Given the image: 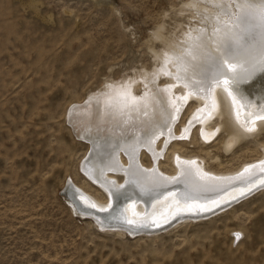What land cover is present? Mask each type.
I'll return each mask as SVG.
<instances>
[{"label":"rangeland","instance_id":"rangeland-1","mask_svg":"<svg viewBox=\"0 0 264 264\" xmlns=\"http://www.w3.org/2000/svg\"><path fill=\"white\" fill-rule=\"evenodd\" d=\"M188 1L0 0V264H264V183L221 213L135 235L100 227L65 193L72 182L107 201L82 169L90 148L69 122L71 109L112 81L153 69L154 50L165 47L154 31L163 25L168 39L182 37ZM196 106L186 101L176 129ZM103 122L112 129L114 121ZM200 127L167 144L162 170L174 172L172 148L227 172L264 155V128L227 150L226 131L205 141ZM143 154L149 164L152 154Z\"/></svg>","mask_w":264,"mask_h":264},{"label":"bare ground","instance_id":"bare-ground-1","mask_svg":"<svg viewBox=\"0 0 264 264\" xmlns=\"http://www.w3.org/2000/svg\"><path fill=\"white\" fill-rule=\"evenodd\" d=\"M216 2L229 4L235 15H223L216 7L199 0L184 3V7L192 13L191 22L182 37L168 39L162 33L163 25L153 33L154 38L165 46L161 51L154 50L153 69L141 70L122 82L112 81L100 92L92 93L86 104H78L71 109L69 122L76 135L90 148L82 169L91 180L102 185L107 192V201L103 202L86 190L73 186L72 182L66 186L65 193L77 212L92 216L100 227L120 232L127 230L134 235L140 231L153 232L161 226L169 227L165 225L174 219L176 222L171 225L178 224L180 219H199L221 213L235 200L257 190L264 183V155L250 161L240 171L227 172L211 170L197 158L182 156L172 148L169 153L173 154L168 161L173 162L174 172H165L160 167V157L167 144L176 137L180 138V132L188 136L196 124L201 126V136L205 141L221 128L226 131L230 137L225 144L227 150L248 134L264 128V73L257 72L250 81L241 83L239 91L231 86L230 78L226 87V77H221L220 83L213 84L210 92H206L199 91L194 84L186 86L190 83L189 76L193 82L200 79V69L188 67L187 73L182 74L177 67L179 61L175 56L188 55L186 49L192 45L190 37L201 35L197 29L205 30L203 42L213 51V60H219L214 53L217 24L211 20L202 21L200 13H207L209 17L219 15L234 26L239 21V26L233 30L243 36L241 43L248 42L254 51L259 50V32L253 35L241 32L250 17L240 13L234 0ZM190 50L195 57L191 64L201 65L207 71L204 51ZM178 74H182L183 79L177 80ZM163 79L166 81L163 82ZM138 83L143 87L142 93L135 91ZM133 98L140 100L142 107L124 116L109 113V105L118 108L122 99L131 102ZM189 99L197 102L198 106L192 111L188 124L183 122V129L179 131L176 129L177 122L182 119L184 104ZM90 101L94 105H87ZM145 109L146 115L143 114ZM216 117L221 123L212 129L211 123ZM81 118H87L84 128L78 122ZM103 118L114 121L113 130H109ZM149 128L162 133L150 145L146 144L148 137L145 135ZM248 128L255 131L248 132ZM133 135L139 137V141L133 139ZM145 150L153 156L149 164H145L140 156ZM123 153L127 161L123 159ZM185 169H191L194 175L186 176ZM116 173H122L123 177H118Z\"/></svg>","mask_w":264,"mask_h":264},{"label":"snow or ice","instance_id":"snow-or-ice-1","mask_svg":"<svg viewBox=\"0 0 264 264\" xmlns=\"http://www.w3.org/2000/svg\"><path fill=\"white\" fill-rule=\"evenodd\" d=\"M201 3H206L212 7H216L223 15L234 16L230 10V5L224 2H216V0H199ZM237 9L241 14H246L250 17V20L241 29L242 33L253 35L255 32H259L260 46L258 51H254L248 44V42L241 43L243 36L237 34L233 29L239 26V21L234 26L230 21L222 20L221 16L209 17L207 13H200L202 21H215L217 28L214 35L217 37V47L214 49L215 55L219 57L218 62L213 60V51L207 48V45L203 42L204 29H197L196 31L201 35L190 37L192 45L190 49L194 48L197 52L204 51L205 65H208V70L204 71L201 65H192L191 60L195 59L192 56L190 49H186L188 55L186 57H180L176 55L175 58L179 61L177 67L180 73H187L188 67L200 69V79L198 81H191V76L188 77L190 83L186 86H194L199 91L210 92L213 84H218L221 81V77L224 79V84L227 87L229 85V78L231 86L239 91V85L241 83H247L250 81L257 72L264 73V0H234ZM211 63L209 64V62ZM178 74L177 80L183 79V75ZM142 107L140 100L122 99L121 105L118 108H114L109 105V113L113 112L124 116L128 112L136 111L137 108ZM146 115V109L143 111ZM123 123V121H121ZM130 130V129H129ZM170 131V129H168ZM248 132L255 131L254 128H248ZM150 134V135H149ZM162 134L159 131H153L151 128L146 131L145 135L148 137L146 144L154 142V139L158 135ZM133 139L139 141V137L133 135ZM264 170V169H262ZM184 174L186 176H193L194 173L191 169H185Z\"/></svg>","mask_w":264,"mask_h":264}]
</instances>
